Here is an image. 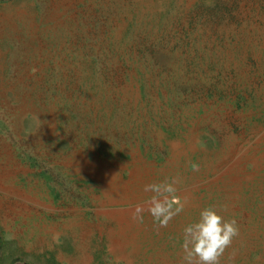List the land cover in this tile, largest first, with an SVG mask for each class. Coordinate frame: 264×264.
<instances>
[{
	"label": "rangeland",
	"instance_id": "rangeland-1",
	"mask_svg": "<svg viewBox=\"0 0 264 264\" xmlns=\"http://www.w3.org/2000/svg\"><path fill=\"white\" fill-rule=\"evenodd\" d=\"M208 206L264 264V0H0V264H181Z\"/></svg>",
	"mask_w": 264,
	"mask_h": 264
},
{
	"label": "clouds",
	"instance_id": "clouds-1",
	"mask_svg": "<svg viewBox=\"0 0 264 264\" xmlns=\"http://www.w3.org/2000/svg\"><path fill=\"white\" fill-rule=\"evenodd\" d=\"M191 169L198 172L200 165L193 163ZM181 182V177L177 175L145 185L143 191L150 193V196L135 206L131 219L143 223L144 213L147 212L157 230L167 228L175 217L185 212L188 204L186 198L178 195ZM239 234L236 219H225L215 206L205 207L198 219L183 228L181 237L176 241L182 253L181 264H221L226 251Z\"/></svg>",
	"mask_w": 264,
	"mask_h": 264
}]
</instances>
